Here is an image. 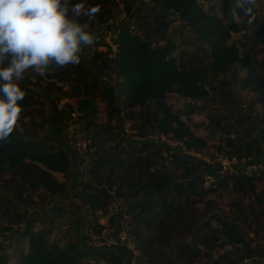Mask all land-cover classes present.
<instances>
[{"label": "trees", "instance_id": "trees-1", "mask_svg": "<svg viewBox=\"0 0 264 264\" xmlns=\"http://www.w3.org/2000/svg\"><path fill=\"white\" fill-rule=\"evenodd\" d=\"M114 4L115 0H71V5L85 8L83 16L73 14L74 20L89 23L94 35L97 28L104 26L99 33L101 40H94L95 44L103 43L105 30L110 29L114 31L112 38L117 48L113 56L109 44L105 51L94 50L90 55L91 66L80 59L79 64L52 65L44 71L49 78L56 77L61 81L69 78V93L57 97L45 94V91L56 92L61 87L53 80L42 84L43 76L31 69L19 81L25 92L24 99L19 102L23 120L18 121L6 140L0 141V177H3L7 166L11 168V175L4 178L2 184L6 194L12 191L16 199L6 197L8 202L0 201V217L17 212L12 215L11 222L24 221L22 230H14L19 237H28V246L14 261L1 245L0 264H92L98 259L110 264L126 263V256L118 249L87 248L79 237L64 243L51 239L57 215L51 217L52 221L39 234H34L32 219L37 220V217L28 216V210L21 208L22 202L35 204V193L40 201L56 195L67 197L72 207L77 208L70 192L73 193L78 184H82L84 189L95 190L105 209L117 198L129 201L126 208L131 217L129 233L147 264H193L203 255V248L212 252L225 244L232 248L216 257L217 264L222 261L264 264V236H261L264 230V187L257 190L255 183L262 178L264 169L262 175H248L240 165L236 166V173L227 172L225 175L221 166L218 170L202 171L200 161L184 149L199 152L207 146V139L195 133L191 125L181 118V113L165 102L170 92L175 90L181 97L196 102L219 99L232 105L235 99L231 87L225 91H219L215 85L212 90L207 87L203 69L212 62L223 72L236 74L239 69L246 70L240 78L239 88L256 92L264 112V71L259 70L255 59L242 55L235 42L229 43L232 32L248 26L250 16L240 23L238 19L246 14L247 7L253 10L252 4H243L242 0H208L205 7L200 0H123L128 12L138 11L135 15L137 25L122 21L115 27L107 26L115 14ZM152 7L160 8L154 24L148 18ZM92 9L96 11L90 17L88 12ZM172 13H176L175 18L184 23L185 27L180 26L177 31L183 32L184 37L193 43V48L186 43L179 46L169 33ZM251 23L255 24L254 33H264V16L255 17ZM44 94L52 97L50 110L34 117L32 108ZM65 96L76 98L81 128L87 131L90 140L89 148H98L99 142L102 145L107 141L105 126L98 123L99 101L106 103L109 122L120 119L121 114L129 119H138L136 132L143 138L141 141L125 138L117 131V136L127 145L137 143V159L131 158L126 147L108 150L99 144L100 152L93 155L87 169L91 179L80 180L84 170L74 169L65 148V143L68 144L66 121L73 105L65 103L60 107L56 103ZM119 101L123 102L122 106ZM239 116L243 133L222 138L225 147L235 153L242 150L247 154L254 153L246 164L264 162V142L256 136L257 121L246 112ZM209 121L221 130L234 126L233 123H221L213 113L209 114ZM207 130L213 133L215 128L208 124ZM42 131L47 133L41 134ZM150 132L163 134L183 144L184 147L178 145L176 151L169 150L172 164L182 169L178 178L170 168L159 166L152 158V154H160L162 145L150 153L154 144L147 138ZM217 148L221 151L222 144ZM56 172L63 174L64 181L55 177ZM205 174L216 179L210 187L204 185ZM227 180L232 182V191L237 197L229 203L230 210L225 215L218 208V202L208 195L214 193L219 185L228 186ZM242 195L251 201L246 203ZM110 220L114 224L115 217ZM90 229L101 234L104 225L94 219ZM70 231L64 229L61 235L65 236ZM132 254L130 250V257ZM130 257L126 264H129Z\"/></svg>", "mask_w": 264, "mask_h": 264}, {"label": "rangeland", "instance_id": "rangeland-1", "mask_svg": "<svg viewBox=\"0 0 264 264\" xmlns=\"http://www.w3.org/2000/svg\"><path fill=\"white\" fill-rule=\"evenodd\" d=\"M202 4L207 7L208 6V0H200ZM211 1V0H210ZM114 10L115 14L110 18V26H117L120 22L126 21L128 24L130 23L131 25H137V21L135 19L136 13L138 14V11L133 10L131 12H128L123 4V0H115L114 4ZM253 10H252V16L255 15V17L259 18L264 16V0H254V3L252 4ZM149 9V8H148ZM160 11V8L158 7H152L149 9V20L151 21V24H154L155 22V16L158 15ZM85 13V8L79 5V10L77 13H75L78 16H83ZM170 17L173 19L172 23L169 28V33L179 42V46H182L184 43L188 45V47H194L193 43H190L187 38L184 37L183 32L177 31L179 30L180 26H184V23H182L180 20L176 19V13H172ZM249 15L245 14L242 17L238 19V22H242L243 20L247 19ZM94 27V25H93ZM185 27V26H184ZM95 28V27H94ZM138 28V27H137ZM135 28V30L137 29ZM254 28L255 24L249 23L247 27L241 28L240 31L238 32H232V37L229 39V43L235 42L237 46L240 49V52L242 55H248L251 58L255 59L254 61L256 62L258 68L260 71H264V33L262 34H256L254 33ZM99 28H97L98 30ZM114 31L112 30H107L104 35H103V43H97L92 47V50H88L83 54H80V59L81 61L87 65L91 66L92 62L90 60V55L91 53L96 50H107L108 49V44L110 47L113 49V52L111 56H113L117 44L114 42L112 38V34ZM192 44V45H191ZM184 46V45H183ZM204 74L207 80V87L209 90H212L213 85L218 87L217 89L219 91H225L227 89H230L231 87V94L233 95V98L235 99L233 104L229 105L228 103H223L219 99H215L213 101L209 100H200L198 102L193 101L188 98H183L181 97L175 90L171 91L170 94L168 95L167 99L165 102L168 105H172L173 109L179 113H181V118L184 119L191 127L193 128L194 132L203 135L207 139V146L199 151H191L184 149L186 153H190L189 155L193 156V158L196 161H200L202 171L208 172V171H213V170H218L219 166H221L222 173L224 175L229 172V173H236L235 168L237 165H240L244 168V165L252 159L251 157L254 156L253 154H247L245 151H241L239 153H235L233 149L225 147L224 138L225 136H230V137H236L238 134H242L243 130H241L242 126L241 123L238 121V117L240 113H249L250 116H253L255 121L258 123V130L256 132V136L261 142H264V119H263V104L261 103V100L259 98V95L251 91L250 89H240V78L246 70L244 69H239L236 74L233 72H223L219 71L216 67V65L212 62H208L204 66ZM43 76V82L42 84H45L46 81H54L56 82L61 89H59L56 92H50L45 91V94H50L52 97L55 95L61 94L65 95L64 93H69L71 91V81L69 78H65L63 81L59 80L56 77L49 78L46 76L45 72L44 75L40 72L37 73V75ZM106 81H110L109 79H105ZM112 81V80H111ZM114 81V80H113ZM227 93V92H226ZM44 94V95H45ZM47 94V95H48ZM216 94V93H215ZM40 97L39 102L36 103L33 106V111L32 115L35 117H39L40 112H47L50 110L49 104L51 101V96H46ZM69 100H68V99ZM56 103L58 105L61 104V107L65 105V103H71L73 105L72 111L76 109V98H71L68 96L62 97L59 100H56ZM119 105H123L122 101H119ZM99 106H100V111H99V117H98V123L103 124L105 126V138L107 141H105L101 145L102 149H112L117 147L116 149L119 150L122 147H126L127 150L130 153L131 158L135 159L136 158V144L137 143H130L129 145L126 144L125 141L120 140V137L117 136V131H120L121 134H124L125 138H131L134 139L135 141H141L143 138L139 136L136 132V125L139 123L138 119H129L126 117L124 114H121V118H117L116 120L113 121H108V110L106 108V103L99 101ZM71 111V112H72ZM213 113L215 114L216 118L220 120L221 123L223 124H229L233 123L234 126L229 130L226 128V130H221L218 129L213 122L209 121V114ZM23 120V118H19L18 121ZM27 119H29V116H27ZM17 121V124H18ZM25 121V120H24ZM28 121V120H26ZM212 124L213 128H215V131L213 133L208 132L207 130V125ZM66 130L65 133L67 135V140L68 143L70 141H74L75 145L79 147L78 152L87 155V154H93L96 156L98 152H100L101 147L98 144V148H89V143L90 140L87 138V131L81 128L82 124L79 119V115L76 119L73 117H69V119L66 121ZM35 127V126H34ZM38 127V126H37ZM31 129V128H30ZM32 130V129H31ZM46 131H42L41 134H46ZM148 139L153 140L154 144L150 149V153L157 149L158 145H162V148L160 149V154L159 155H153L152 158H154L159 166H166L171 169V173L174 175L175 178H178L180 176V173L182 171L181 168H178L177 166L172 164V156L169 153V150L176 151L178 150V145H181V147H184L182 143H178V141L174 140L173 138H170L168 136H165L163 134H157L150 132L149 135L147 136ZM87 139V140H86ZM86 140V141H84ZM223 142V143H222ZM223 146L222 150L219 151L217 148V145ZM264 144V143H263ZM92 148V149H91ZM244 148V147H243ZM147 153H145L146 155ZM129 155V154H128ZM138 157V156H137ZM137 159V158H136ZM74 163V162H73ZM74 169L75 165L73 164ZM90 164L86 165V174L88 177L90 174L87 172V169L89 168ZM79 168V167H78ZM10 167H6L3 177H0V201H7L6 197H9V199L14 198L16 199V194L10 191V194H6V189H4L2 180L6 177H9L11 175ZM263 168L259 169V172L257 175L262 173ZM246 172V170H244ZM262 175V174H261ZM207 176V177H206ZM64 177V176H63ZM91 179V176H90ZM204 185L205 187H210L212 182H215V178H211L208 176V174L204 175ZM228 186H218L217 190L214 193H210L208 196L209 198L215 199L218 202V208L223 211L225 215H227L230 210L229 203L235 199L237 196L233 193L232 191V182L227 180ZM256 187L257 190H260L264 187V174L262 175L261 179L256 180ZM60 197V196H58ZM71 197V195H70ZM242 197L245 199V202L247 203L248 201H251V199L248 196H243ZM74 201L75 197H71ZM61 202L64 203L65 207L67 208H72V203L67 197H60ZM34 201V200H33ZM122 201V200H121ZM8 202V201H7ZM36 202V201H35ZM39 202H43L40 201ZM125 203H129V201L126 200ZM40 204V203H39ZM113 205V204H112ZM116 204L114 203V206ZM1 207V204H0ZM117 207V205H116ZM23 209V208H22ZM109 211H114L116 210L115 207L109 206L107 210ZM102 209L101 211H97V214L100 215H105L107 214L108 211ZM17 212H10L9 214L2 215L0 217V246L3 245L5 246L6 253H8L14 261L19 259L20 254L22 250L27 248L28 246V237L22 238L19 237V234H16V230H22L25 226L24 221L21 223H17L16 221L11 222L12 215H14ZM104 213V214H103ZM36 214V213H35ZM1 215V214H0ZM34 213H28V216H33ZM11 222V223H10ZM33 222V230H36L38 232H34V234H39L40 231H42V228L40 229V224L36 223V219H32ZM215 225L217 224L216 221L213 222ZM73 224V225H72ZM70 225L71 231L68 233L73 232L75 222H73ZM10 225V226H9ZM11 227V229L6 230L5 227ZM127 231H130V225H128ZM13 228V229H12ZM16 228V230H14ZM67 235V234H66ZM65 235V237H66ZM261 236H264V230L261 232ZM90 240L91 237L89 236ZM57 239V238H56ZM133 239V237H132ZM131 239V240H132ZM96 244L99 242V240H95ZM264 242V240H263ZM97 246V245H96ZM232 246L225 244L222 247H217L216 250H213L212 252L209 251L208 249H204L203 255L196 260L193 264H217L216 263V257L219 254H223L226 252V250L231 249ZM175 255V251L173 252ZM137 261L139 264H146V258L139 253L137 255ZM97 263H100L97 261ZM97 263H92V264H97ZM126 263H128V259L126 260ZM246 263L243 262L242 264ZM102 264V263H100ZM220 264H229L226 261H222Z\"/></svg>", "mask_w": 264, "mask_h": 264}, {"label": "clouds", "instance_id": "clouds-1", "mask_svg": "<svg viewBox=\"0 0 264 264\" xmlns=\"http://www.w3.org/2000/svg\"><path fill=\"white\" fill-rule=\"evenodd\" d=\"M78 10L71 0H0V141L11 135L20 118L25 92L19 81L25 73L79 64L82 48L93 44L90 24L72 18ZM245 12L251 23L252 8Z\"/></svg>", "mask_w": 264, "mask_h": 264}, {"label": "crops", "instance_id": "crops-1", "mask_svg": "<svg viewBox=\"0 0 264 264\" xmlns=\"http://www.w3.org/2000/svg\"><path fill=\"white\" fill-rule=\"evenodd\" d=\"M89 50H92V47H90ZM65 148L68 150L75 167H79V169L84 170V175L80 178V180L89 181L90 176L88 177V175L86 174L85 167L93 158V154L89 153L87 155H84L78 152L77 149H79V147L75 145L74 141H70L68 144L65 143ZM54 175L59 181H64L62 173L56 172L54 173ZM109 191L112 190L109 189ZM73 193H75L74 204L77 206V208H67V206L65 207L64 203L59 200L60 197L56 195H49L47 196V199L42 200L43 202H39V196L36 193L33 196V200L36 201L35 204L31 202H22L21 208H26L29 214L34 213V215H36V223L40 224V229L49 225V223L52 221L51 217H54L55 215L58 216L53 221L55 229L51 235V239L57 238L61 243H64L66 241L74 240L76 237H79L81 243L87 248L96 247L97 245L98 247H102L108 250L118 249L121 254L126 256V260L129 259L130 250L132 249L130 245H126L124 243L118 244L119 234H117L120 232V229L124 225L125 217L128 215L126 211L128 205L127 203H125L126 200L117 198L114 202L117 205V207H115L116 210L109 211V209L107 210L104 208L101 197L95 192V190L84 189L82 184H78ZM77 203H81L82 206L77 205ZM102 209H104L103 211L107 210L108 213H105V215H102L100 217V215L97 214V211H101ZM111 217H115V225L111 224ZM89 219L90 224H88ZM94 219L99 224L104 225V229L101 234L95 233L90 229L91 222ZM74 221L75 226L73 232L67 233L66 237L61 235V231L64 229H70V225ZM35 229L37 230V228ZM92 234L96 236L97 240H99L97 244L95 241L90 240L89 236H91ZM130 235L131 237H133L132 234ZM24 238L26 239V237ZM104 264L110 263L106 262Z\"/></svg>", "mask_w": 264, "mask_h": 264}, {"label": "built area", "instance_id": "built-area-1", "mask_svg": "<svg viewBox=\"0 0 264 264\" xmlns=\"http://www.w3.org/2000/svg\"><path fill=\"white\" fill-rule=\"evenodd\" d=\"M107 30H105L106 32ZM94 40H101L99 38V35L97 37L94 38ZM103 41V39H102ZM95 45V41L93 42V44H91V46H94ZM43 75H44V71L41 72ZM59 84V83H58ZM61 107V104L59 105ZM79 115V112L77 109H75L74 111L71 112L70 114V117H73L74 119H76ZM87 140V139H86ZM84 140V141H86ZM264 166V162H259V163H253V164H245L244 166V170H246V173L248 175H252V174H258L259 172V169L263 168ZM236 171V170H235ZM209 177H211L213 179V176L211 175H208ZM207 177V176H206ZM111 207H115L114 204L111 205ZM127 219L126 222H124V225L122 226V228L120 229V232H119V242L120 243H124L126 245H130L131 249H132V256L130 257V262L129 264H139L138 261H137V255L140 253L137 249V245L135 244V242L133 241L130 233L127 231V229L129 228L128 225H129V220L131 219L130 215H127L125 217ZM91 241H95L97 240L96 236L95 235H91ZM132 239V240H131ZM98 262L104 264L105 261L103 259H98Z\"/></svg>", "mask_w": 264, "mask_h": 264}, {"label": "water", "instance_id": "water-1", "mask_svg": "<svg viewBox=\"0 0 264 264\" xmlns=\"http://www.w3.org/2000/svg\"><path fill=\"white\" fill-rule=\"evenodd\" d=\"M107 26H110V25H107ZM103 28H104V26H100V27H99V29L95 32L94 38L97 37V36L99 35V33L101 32V30H102ZM90 47H91V45L82 48L80 54H83V53H85L86 51H88V50L90 49ZM65 130H66V129H65ZM68 189H69V186H68ZM70 195H71V197H73V193L70 192ZM77 205L82 206L81 203H77ZM87 212H88V210H87ZM89 222H90V219L88 220V224H90Z\"/></svg>", "mask_w": 264, "mask_h": 264}]
</instances>
